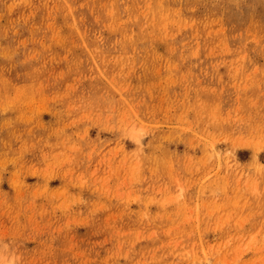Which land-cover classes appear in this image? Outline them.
<instances>
[{
  "label": "rangeland",
  "instance_id": "1",
  "mask_svg": "<svg viewBox=\"0 0 264 264\" xmlns=\"http://www.w3.org/2000/svg\"><path fill=\"white\" fill-rule=\"evenodd\" d=\"M0 264H264V0H0Z\"/></svg>",
  "mask_w": 264,
  "mask_h": 264
}]
</instances>
